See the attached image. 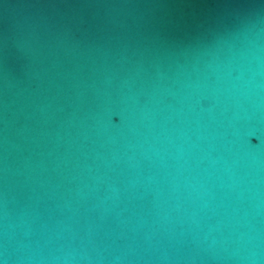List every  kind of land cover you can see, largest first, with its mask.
<instances>
[{
  "label": "water",
  "instance_id": "95a60500",
  "mask_svg": "<svg viewBox=\"0 0 264 264\" xmlns=\"http://www.w3.org/2000/svg\"><path fill=\"white\" fill-rule=\"evenodd\" d=\"M0 264H264V0H0Z\"/></svg>",
  "mask_w": 264,
  "mask_h": 264
}]
</instances>
